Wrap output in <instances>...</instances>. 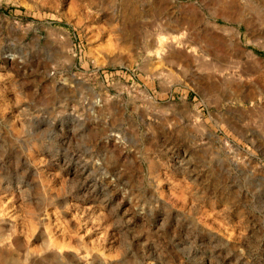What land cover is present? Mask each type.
Returning a JSON list of instances; mask_svg holds the SVG:
<instances>
[{
	"label": "rangeland",
	"instance_id": "374dc122",
	"mask_svg": "<svg viewBox=\"0 0 264 264\" xmlns=\"http://www.w3.org/2000/svg\"><path fill=\"white\" fill-rule=\"evenodd\" d=\"M172 1L0 0V264H264V0Z\"/></svg>",
	"mask_w": 264,
	"mask_h": 264
},
{
	"label": "bare ground",
	"instance_id": "6f19581e",
	"mask_svg": "<svg viewBox=\"0 0 264 264\" xmlns=\"http://www.w3.org/2000/svg\"><path fill=\"white\" fill-rule=\"evenodd\" d=\"M166 20V19H165ZM175 21H171V20H167V21H165V22H162L161 21V24L159 23V24H157V27L160 29V33H158L157 34V39H158V41H156V44H157V42H161V43H164V42H166L165 40H166V38L167 37H173L174 39H177L178 37H175L176 36V34L178 35V34H181V36L178 38L180 41H182V42H184V43H186L188 40L186 39V36H187V38H188V35L186 34V32H184V30H182L181 29V27L180 28H177L176 26L178 25V24H175L174 23ZM176 22H178V21H176ZM181 22V21H180ZM184 25V24H183ZM183 28H185V30H186V26H184ZM225 29V28H224ZM121 30H122V28H121ZM189 30V29H188ZM191 30V29H190ZM124 31V30H123ZM127 31V30H126ZM131 31V30H130ZM190 34H192V33H190ZM124 35V34H123ZM127 35V34H126ZM149 35V34H148ZM160 35H162V36H160ZM152 36V35H151ZM154 38V37H153ZM152 38V39H153ZM189 38H190V36H189ZM151 39V38H150ZM194 39V38H193ZM124 40H126L127 41V39L125 38ZM153 40H155V39H153ZM125 41V42H126ZM151 42V41H150ZM192 43H193V40L191 41ZM152 43V42H151ZM153 44H154V41H153ZM170 44V43H169ZM155 45V44H154ZM168 45V44H167ZM193 45V44H192ZM172 47V46H171ZM163 49V48H162ZM160 50H161V48H160ZM242 51V50H241ZM166 52V51H165ZM169 52H170V50H169ZM206 53V52H205ZM172 54V53H171ZM158 55H161V52L160 51H158ZM187 58H188V56H186ZM249 62H251L252 64L253 63H255V61L254 60H248ZM236 62V61H235ZM248 62V63H249ZM251 66H253V65H251ZM234 67H236V68H238V70L239 71H241V72H247V70H251L250 69V67H249V65L247 66V64H246V61H242V62H240V61H237V64H235V66Z\"/></svg>",
	"mask_w": 264,
	"mask_h": 264
},
{
	"label": "crops",
	"instance_id": "0c3cea01",
	"mask_svg": "<svg viewBox=\"0 0 264 264\" xmlns=\"http://www.w3.org/2000/svg\"><path fill=\"white\" fill-rule=\"evenodd\" d=\"M173 3H174V0L172 1V3L170 2V3H168V4H173ZM0 6H1V4H0ZM189 8H190L191 11H192V10H193V11L196 10L195 8L192 7L191 4H190ZM2 14L5 15V12H2ZM165 19H166V20H165ZM168 19H169V20H172L170 17H168V18H167V17H164V18H162L160 21L165 22V21H167ZM226 31H227V30H225V32H226ZM231 32H232V31L228 30L226 34H229V33H231ZM235 37H236V36L234 35V38H235ZM238 37L240 38V35H238ZM241 53H242V55H245V50H242Z\"/></svg>",
	"mask_w": 264,
	"mask_h": 264
}]
</instances>
